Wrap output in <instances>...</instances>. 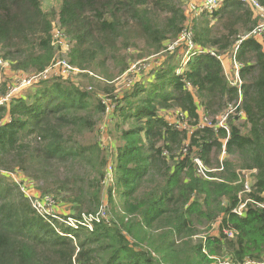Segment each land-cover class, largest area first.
Segmentation results:
<instances>
[{"label":"trees","instance_id":"1","mask_svg":"<svg viewBox=\"0 0 264 264\" xmlns=\"http://www.w3.org/2000/svg\"><path fill=\"white\" fill-rule=\"evenodd\" d=\"M42 3L0 0V59L16 72L44 71L58 26L83 80L40 81L0 105V264H264V46L249 38L237 50L240 95L220 61L258 24L251 9L228 1L200 13L184 56L188 46H169L182 36L187 0H57L49 10ZM133 50L165 60L151 80L114 92ZM239 99L242 116L228 133L198 126V107L213 119ZM102 119L110 149L99 137L85 141ZM194 158L215 180L197 175ZM242 170L255 173L239 216L231 211ZM14 174L70 205L77 225L40 215Z\"/></svg>","mask_w":264,"mask_h":264},{"label":"built area","instance_id":"2","mask_svg":"<svg viewBox=\"0 0 264 264\" xmlns=\"http://www.w3.org/2000/svg\"><path fill=\"white\" fill-rule=\"evenodd\" d=\"M228 1H238L240 3L247 5L251 9V11L253 12V16L258 19V24L251 31H249L248 33L242 34L238 37V39H237L236 43L234 44L231 52L228 53V55H224V56L220 57V61H222V59L224 57H228V59L231 61L233 73H232V75L230 74V75H228V76L226 75V76L229 80L230 86L236 88L238 95H240V92H241L240 88L242 85V82L239 78L240 64L235 60V55L237 53V50H238L240 44L249 38H254L255 40L260 38L262 40L261 44L264 46V8L259 4L258 0H205L203 2V4L199 3V7H201L200 13L207 12L208 14H213V13L217 12L222 7V5ZM188 23H189V19L187 18V21L185 23V27H186V29H188L187 35H185V34L183 35V33H182L183 36H181L177 42H174L173 45L169 46V50H172L173 47H179L180 45H185L186 47L188 46L189 48L185 49V51L183 50L184 56H186V52L188 50L193 48V45L191 44V41H190L191 40V34H192L191 33L192 27H191V23L189 25H187ZM187 26H189L190 28H188ZM56 27H57V30L55 29ZM55 31L56 32L58 31L59 33L57 32L56 34H59L60 36L55 37V35H56V34H54ZM52 34H53L52 45H54V47H56V49L61 48L62 47V40L60 37L62 36V31L59 29L58 26H55ZM54 39L57 40L55 43H54V41H55ZM210 54L214 56V54L212 52H210ZM0 65L3 66L4 68L10 67L8 62L3 61L1 59H0ZM50 65H52L51 68H57L58 67L60 69V71H62V72L56 73L54 70L50 71V70H48L49 68H46L42 72L30 74L29 75L30 77L27 80L21 81L16 87L9 88V90L6 91L4 95H0V105L7 107L9 102L11 101V99L19 97L18 95L20 93L22 94V92H24L25 89H29V88L34 87L40 81L48 80L50 74H53L56 77H62L64 79H67V78H70V76H73L72 74L79 71V70L76 71L75 70L76 68H74V69H73V67L71 68L66 63L61 64L59 62H57V63L53 62ZM239 103H240V99L237 101V103L228 105L226 107V109H224L221 113H219L213 119L205 117L202 108L198 107V109H197V113L199 115L198 126L201 128H210L213 130L222 129L226 133H228L229 121L235 117H241L242 116L241 112L238 111ZM170 116H171V118H169L168 115L166 114V117L169 120H172L175 122V118L172 116L171 113H170ZM5 120L6 119H3L2 121H0V126H1L2 122H4ZM223 156H224V152H222V155L220 158L221 161L223 159ZM193 163H194L195 168H196V173L199 177H201L204 180H208V181L215 180V179L209 177V173L214 172V170H208L207 168H205L204 165L202 164V162L198 158H194ZM237 173L239 174V177H240L239 183H242V191L238 194V198H239L238 206L235 209H233L231 212L234 214H237L239 216H242V215H244L245 203L241 202V195H244V194H247L250 192V185H251V178L250 177L252 174L255 173V170H242V171H238ZM23 184H20V183L17 184L21 193L23 195H25L30 200V202L37 199L35 195L33 197V200L30 199L31 193L29 191V188L25 187V185H23ZM33 208L37 212H40L39 210L42 209V207H40V203H38V202H35L33 204ZM47 211L51 212L52 206H49V208H47ZM47 211L45 214H48ZM40 215L44 216V214H40ZM99 215L103 216V213L100 211ZM92 220H94V219L87 218V219H85L84 223L88 224ZM67 224L69 226L75 227L77 225V222L69 217V218H67ZM221 224H222V222L220 220H217L212 225V231L217 229ZM222 232L228 239L233 238L234 235L236 234L232 229H229V227L222 228ZM219 263H221V264H233L227 258L217 259V262L215 264H219ZM240 264H263V263L254 262L250 259H246L244 262H242Z\"/></svg>","mask_w":264,"mask_h":264},{"label":"rangeland","instance_id":"3","mask_svg":"<svg viewBox=\"0 0 264 264\" xmlns=\"http://www.w3.org/2000/svg\"><path fill=\"white\" fill-rule=\"evenodd\" d=\"M205 0H187L186 3V8H185V14L187 15V18L189 19V23L187 25H189L191 23V27L193 26V21L198 18L200 16V8L199 7V3L203 4ZM179 2H184V0H179ZM57 5V0H43L42 3V7L44 10H49L51 8L56 7ZM188 7V8H187ZM188 28H190L189 26H187ZM57 30V27L55 28ZM187 31L188 29H186V27L183 30V35H187ZM58 32V31H57ZM55 31L54 34L57 33ZM59 33V32H58ZM192 33V31H191ZM182 35V36H183ZM60 36L59 34H56L55 37ZM62 40V47L59 49H55V54L54 57L52 59V62L50 64L54 63H66L69 65L68 63V58H67V53H68V49H69V44L67 39H64L62 36L60 37ZM54 43L57 41L56 39H54ZM128 56H127V61L128 64L131 65L129 70L127 71V73L125 72V74L120 75L118 77L115 78V80L112 83V89L114 92H123L125 89H127L128 87H130V85H132L133 83H137L138 81H142L145 79H148L150 72L156 68L158 65H160L161 63L164 62L165 60V56H151V57H145V58H137L139 55H141V52L137 51V50H133V51H129L127 52ZM52 65H50L48 70L52 71L54 70L56 73H61L62 71H60V69L57 68H51ZM71 68L72 66L69 65ZM75 67H73L74 69ZM143 69V70H142ZM76 71L78 70L77 68L75 69ZM139 70H142L141 73H139ZM79 71L72 74L73 76H70V80L76 81V82H81L83 79L80 77L79 75ZM138 73V74H137ZM30 74H34V73H24V72H16L14 70H12L10 67H3L0 65V86L5 84V86H1V90L2 88L7 89V91L9 90V88H14L16 87L21 81L23 80H27L30 76ZM56 76L53 74H50L48 79H53ZM143 77V78H142ZM142 78V79H141ZM149 80H151L149 78ZM82 83H85L84 81ZM30 89V88H29ZM28 89H25L24 91H26ZM21 93L18 95L20 96ZM169 114V112H168ZM103 117V116H102ZM169 118H171L170 115H168ZM106 119V117H105ZM107 121V120H106ZM98 123V122H97ZM103 119L101 122H99L95 129L94 132L89 135L85 141L89 144H95L97 142V137H99V143L103 146L106 147L107 149H110L111 144H112V140L109 138V136H106L103 132H101V129L104 128L105 126L103 125ZM108 131V128H107ZM108 133V132H107ZM114 143V142H113ZM10 179H13L17 184H23L25 185V187L29 188V191L31 193L30 195V199L33 200L34 195L36 196L37 199H35L34 201H31V205L33 207V204L35 202L40 203V207H42L41 210H39L40 214H44L45 215H52L53 217L59 219L58 221L66 223L67 224V217H70L71 214L73 213V210L71 209L70 205H64L61 204V202L58 201V203L54 202V200L48 196V195H44L43 193H41L38 190V187L36 186V184H32L30 183V181L21 178L19 175H10ZM21 178V179H20ZM49 206H52V211L48 212L47 208H49ZM47 211L48 214H45ZM68 225V224H67ZM218 259V258H217ZM221 264V263H219Z\"/></svg>","mask_w":264,"mask_h":264},{"label":"crops","instance_id":"4","mask_svg":"<svg viewBox=\"0 0 264 264\" xmlns=\"http://www.w3.org/2000/svg\"><path fill=\"white\" fill-rule=\"evenodd\" d=\"M257 42H259L261 44L262 40L259 38L256 40ZM222 67L224 69L225 74L228 75H232L233 71H232V66H231V61L228 59V57H224L221 61Z\"/></svg>","mask_w":264,"mask_h":264}]
</instances>
